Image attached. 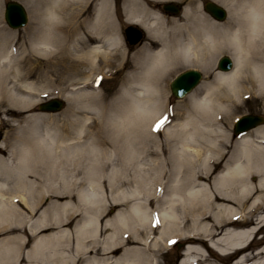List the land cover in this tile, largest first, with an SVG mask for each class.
<instances>
[{"label":"bare ground","instance_id":"bare-ground-1","mask_svg":"<svg viewBox=\"0 0 264 264\" xmlns=\"http://www.w3.org/2000/svg\"><path fill=\"white\" fill-rule=\"evenodd\" d=\"M25 1L32 18L24 39L19 41L13 32L5 31L0 25V61L5 66L18 65L12 76L16 83L7 87L6 82L11 81L9 74L0 78V93L9 105L18 106L24 89L33 90L26 84H18L34 74L30 68H19L16 64L19 56L24 63L34 53L47 57L42 63L46 80L63 63L76 61L78 66L85 67L82 86L91 89L97 83L96 78L107 76L114 60L123 54L109 0L96 3H93L96 0H43L42 7H37L35 0ZM126 1L128 20L148 28L154 41L138 50L118 94L110 102H103L92 89L76 92L75 96L66 98L70 106L62 123L53 117L34 116L32 124L17 126L0 143L1 152L12 146L11 158L0 154V228H8L0 238V264L13 262L14 258L9 257L12 247L15 246L16 253L20 245L22 233H12L25 220L22 205L25 203L32 209L31 203L41 200L44 191L65 195L66 199L51 202L40 218L29 225L32 235H37L31 250L34 264H84L85 261L116 264L129 252L131 264L145 261L153 264L159 248L176 239L185 241L179 264H220L232 257L235 260L230 264H264L261 255L264 244L255 253L248 251V241L258 224L264 223V130L257 128L241 135L234 142L231 156L218 160L223 157L228 141L225 127L240 98L264 94V39L250 42V29L237 31L243 23L237 9L245 0H217L228 11L223 22L199 15L189 24L168 21L144 0ZM249 2L259 4L260 0ZM42 14L55 20L42 23ZM147 19L151 21L149 25ZM46 25L50 26V32ZM232 36L236 39H231ZM165 48L173 54L178 50L179 53L163 69L153 93L146 73ZM223 52L231 56V68L226 71L217 68L210 82H203L175 110L167 113V77L181 65L206 69ZM61 72L68 73L66 69ZM234 77H238L234 87L224 83ZM70 83L71 89H79L78 84ZM122 95H126V101L115 103ZM194 96L210 100V110L195 111ZM90 106L105 109L103 122L97 111L89 110ZM4 112L10 114L12 110L6 108ZM80 113L86 115L81 117ZM164 116L166 123L154 131L156 121ZM41 127L52 128L49 136L40 134ZM89 155L95 156L94 164ZM145 156L144 166L140 167L143 172H138L139 177L127 179L122 170L131 167L136 157L143 160ZM137 162L140 166L141 160ZM216 169L219 174L206 188L200 180ZM253 173L260 176L254 190L250 176ZM104 175L109 190L115 192L110 199L106 198L109 205L123 201L130 204L116 210L104 221L102 229L96 211L104 208L105 201L94 189L101 187L99 178ZM28 177L38 182L33 190L27 185ZM11 181L14 185L8 189L7 182ZM85 183L87 192L82 188ZM130 186H133L131 190ZM158 188L162 191L158 192ZM82 189L89 197L83 207L84 220L73 222L72 230L65 228L38 236L37 231H42L48 222L57 226L68 218L76 207L71 201L73 194L77 192L81 201ZM251 197L244 217L241 209ZM259 208L263 214L259 211L254 225L242 227ZM232 216L240 219L233 220ZM210 218L212 222L208 221ZM102 232L107 233L102 235ZM69 241L73 243L71 246ZM179 243L176 241L174 246ZM200 246L206 248L207 255L202 254ZM119 247L122 251L114 255ZM151 248L154 251L146 254ZM136 253L141 254L139 258Z\"/></svg>","mask_w":264,"mask_h":264},{"label":"rangeland","instance_id":"rangeland-1","mask_svg":"<svg viewBox=\"0 0 264 264\" xmlns=\"http://www.w3.org/2000/svg\"><path fill=\"white\" fill-rule=\"evenodd\" d=\"M10 0H0V25H2L5 28V31H10L13 32L16 36L17 39L19 41H21L22 39L25 38L26 36V28L29 25L30 21H31V10L29 8V6L27 5L25 0H13V1H17L20 2L26 9L27 15H28V21L26 23V25H24L21 28L18 29H11L10 27H8V25L6 24V22L3 19V9H4V4ZM148 3V5L150 4L151 9H153L154 11H156L157 13H159L162 17L167 18L168 21H173L175 20V22L178 23H183V24H189L193 18H195L196 16H206L210 19L215 20L213 17H211L207 12L204 11L203 7H202V2L205 0H144ZM167 1H173L176 2L178 4H181L182 7V11L180 12L179 15L177 16H171L168 17L166 15H164L165 13L162 11L161 9V4ZM213 1L215 3H217L218 5L222 6L225 11H226V17L224 20H226L227 16H228V11L225 8V6H223L220 2H218L217 0H210ZM98 2V0L94 1L93 3ZM109 4H110V8H111V14H112V19L113 22L115 23V27L117 30V33L120 35L121 41H122V50H123V54L120 56V58L114 60V65L111 67L112 69L110 70V72L108 73V75L101 77L102 79L100 80L99 83H96L92 86V90H94L96 92L97 97H99L103 102H110L112 98H114L118 93L117 91L119 90L122 80L124 78V74L125 72L128 70V68L131 66V64L134 62V59L138 56V50L141 48V46H148V44L152 41H154V39L149 35V29L148 28H144L142 27L140 24H138V26L142 27L143 29H145V36L143 38V41L140 44H137L134 47H128L125 39H124V34H123V28L130 24H133L134 22H131L130 20H128L127 17V13H126V9L128 7L127 4H129L128 1L126 0H109ZM184 8L186 9L185 12L188 13L187 15H184ZM222 21H218L215 20L217 22H223ZM146 22L149 25L150 24V19H147ZM168 22L167 27L171 26V23ZM166 25V24H165ZM173 25V24H172ZM168 27V28H169ZM156 46V43H152V46ZM34 56H31V58L29 59V61L27 63H24L25 60H23L22 62V57L19 56V61L16 64H19V68L21 70L25 69V68H30L34 74L32 77L30 78H26V79H21L20 81H18V84H26L29 87H32L33 90H28V89H24L22 92V99L20 98V100L18 101V106H11L7 103L5 96L2 95L0 93V143L4 141L6 133L13 130L14 128H16L17 126L20 125H29L32 124L33 118L34 116H45L46 118L48 117H53L55 119V121H57L58 123H62L64 121L63 117L65 112L68 110L69 106H70V102H68L66 100V98L75 96L77 93L76 92H80L81 90H91L90 88H84L81 82L84 81V74L82 69L85 68L84 66H78L77 62L75 61L74 64L72 63H68L65 62L63 63L64 65H62L60 68H56L54 69V72L52 74H48L49 79L51 80H46V76L43 75L45 74L44 72V68H43V61L47 58V57H43L40 56L36 53H34ZM222 55H229L226 52L223 53H219L213 60V62L211 63V65L208 68H202V67H194V66H184L181 65L180 67H178L176 70H174L168 77H167V92H166V112L169 113V111L175 110V107L177 106V104L179 102H181L182 100H184L186 98V96L189 94H186L184 97L182 98H174L171 95L170 89H169V83L170 81L173 79V77L178 74L180 71L184 70V69H188V68H195L197 70H199L202 73V77L200 82L198 83V85L192 90L194 91L198 86H200L203 82H210L212 79V75L217 72L216 70V60L219 56ZM230 56V55H229ZM231 57V56H230ZM76 60H79L76 57ZM124 62L125 65L123 64ZM13 63V62H11ZM14 64V63H13ZM18 65H11V66H5L2 65V61H0V78L3 77V75H7L9 74L11 81H7V87L13 85L14 80H12V76L14 75L16 68ZM66 69V71L68 73H62L61 71H64ZM8 76V77H9ZM94 78H96L94 76ZM74 82L75 85H77V87H79V89H71L73 88V85H70V82ZM90 81L87 80V82ZM46 82H50L52 84L50 85H46ZM81 83V84H80ZM46 85V86H43ZM44 89V90H42ZM191 91V92H192ZM29 92V93H28ZM190 92V93H191ZM46 93V95H45ZM51 97H58L61 98L64 101V107L56 112H47V113H40L38 111L37 105L38 103H40L41 101L47 100ZM28 103V104H27ZM238 105H236V109L233 111L232 113V117L230 119V122L228 123V125H226V130L228 132V141H226L224 149H223V157H219L218 160L220 161H224L225 159H227L229 156H231V153H233V146H234V142L237 138L239 137H233V123L235 121L236 118H238L241 115H245V114H259L264 116V94H254L252 96H244L240 98V101H238ZM27 104V105H25ZM23 105V106H22ZM6 108H11L12 112L10 114H6L4 111ZM14 108V109H13ZM17 109V110H16ZM18 111V112H17ZM39 112V113H37ZM87 115H90V112L86 113ZM85 113L82 114L80 113L79 116H83L86 115ZM89 121H91V119H89ZM257 128L263 129L264 130V123L260 124L252 129H250L248 132L253 131ZM49 130V131H48ZM48 131V133L46 134V132ZM52 128H42L40 129V134L42 136H49V134L51 133ZM14 132V131H13ZM246 132V133H248ZM245 133V134H246ZM84 134V132L82 133V135ZM252 138H254L252 136ZM256 139V138H254ZM89 140V139H88ZM156 140V139H155ZM11 142H13V139H10ZM264 145V143H262ZM4 149V148H2ZM82 147H80L79 150H81ZM4 152L0 151V154L6 158H11V150H12V146H8L7 149H4ZM82 153V151H81ZM90 161H93V164L96 161L95 156L91 157V155H89ZM142 158V156H141ZM141 160V165L138 166V162ZM146 161V156L145 158L142 159H138L137 157L135 158L134 162H131V167L122 170V172L124 174H126L125 176L127 177V179L131 180L133 179L134 176H138V172H143L142 169H140L141 166H144V162ZM113 162H117L116 160H114ZM133 170H136V172H133ZM219 174V170L216 169L213 172H210L208 174V177H202V181L203 183L206 184V188H209V184H212L213 180L216 179V175ZM252 177V183L253 185L251 186V189L254 190L255 185L257 180L259 179V175H257L256 173H253V176L250 175ZM139 177V176H138ZM41 179V177H40ZM100 183H101V187L100 188H95V192L98 195H102L104 198V208L102 210H99V212L96 211L97 215L99 216V221L102 229L104 227V221L108 218H111L112 215L114 214V212L118 209H124L126 208V203L127 206L128 204H130V202H120V203H114L111 206L109 205V200H106V198H109L112 196V194H115V192L111 193V191L109 190V187L107 185V180L104 176H100L99 178ZM26 181L28 182V186H30V188H32V190L34 189V186L38 185L37 180L34 177H28V180L26 179ZM8 184V189H11L12 186L14 185V181L11 182H7ZM133 186H130V190L132 189ZM82 188H85V191L87 189V183L82 185ZM83 189L81 190V192L83 191ZM126 189L128 191L129 187H126ZM87 192V191H86ZM92 192H90L91 194ZM256 194V193H254ZM254 194L252 195V197L254 196ZM252 197L246 202L244 209H241L242 214L245 212L247 214V212L249 211L250 208V201L252 199ZM68 198V197H67ZM66 199L65 195H52L50 193H48L47 191H44V195L42 196L41 200L39 199L38 201H33L31 203V205L33 204V208H29L25 203L22 205L21 211L24 214V219L23 221H21L18 225V227H16L15 232L12 234H16V233H22V237L20 238L21 240L18 241L15 239L16 243L18 241V243L20 242V245L17 248L16 253L15 251V246L13 245L12 247V255H10L9 257L12 256V258H14L13 262H11L10 264H34V262H36L35 259H33L34 257L31 255L32 252L31 250L33 249V243L34 240L36 238V234L32 235V232L30 230V224H32V222H34V220L39 219L40 218V213L42 212V210H45L48 205L51 202H61L64 201ZM73 205H76V207H74V211L68 216V218L66 220H63L61 223L57 224V226L55 224H51L48 222V225H45V228L42 231H37L39 232V235H47V234H51L52 232H57L61 229H65L67 228L68 230H72L74 223L73 222H81L82 220H84L85 215V208H83L85 205L81 203V201L79 200V197H77V192H75L73 194V198L71 199ZM226 203V202H225ZM154 207V206H152ZM264 208V203L262 204V209ZM260 208L259 210L256 211V215H254L252 217V219L248 222H245L242 227H248L250 225H254V222H256L255 218L260 214ZM93 211H89V213H91ZM237 212H239V209L237 210ZM262 212V211H261ZM94 213V212H93ZM244 213V214H245ZM240 213H238L239 215ZM242 214H240L239 216L242 217ZM245 214L244 217H246L247 215ZM263 214V212H262ZM222 215V214H221ZM243 219V218H242ZM209 222H212L211 218L208 220ZM241 222V221H240ZM99 224V226H100ZM261 224H258V226H260ZM0 238L3 237V233H5V231H7L8 228L2 229L0 228ZM36 231V230H35ZM34 231V232H35ZM36 232V233H37ZM107 233V232H106ZM106 233L102 232V235H105ZM157 235V232L155 233ZM72 241V240H71ZM69 241V245L71 246L73 243ZM175 241H180V245H176L174 246V244H169L168 246H162L159 248V251L157 252V254H154V263L153 264H179V262L182 260V251H183V243H185V241H183V239H176ZM249 249L248 251H252L253 253H255L263 244H264V224L255 232L254 236L248 241ZM207 246V245H206ZM153 248V247H152ZM150 249L146 252V254H151L154 249ZM200 248L202 249V254L207 255V251L206 248L203 246H200ZM116 253L115 254H120V252L122 251V247H119L116 249ZM145 253V252H144ZM215 257H217V255H215V253H213ZM32 257V258H31ZM79 258V256L77 257ZM40 259V258H39ZM213 259H215L213 257ZM235 260V257H232L231 259H229V261L224 262V263H220V264H230L233 263ZM141 264H147V261L141 263Z\"/></svg>","mask_w":264,"mask_h":264},{"label":"water","instance_id":"water-1","mask_svg":"<svg viewBox=\"0 0 264 264\" xmlns=\"http://www.w3.org/2000/svg\"><path fill=\"white\" fill-rule=\"evenodd\" d=\"M164 11L176 14L179 12V7L174 3H164L162 5ZM204 10L217 20H222L225 17V11L222 7L214 2L206 1L203 5ZM4 19L11 28H17L25 25L27 21L26 12L23 6L15 1H9L5 4L3 13ZM125 33L130 44H135L141 37V32L128 26ZM231 66V60L227 56H223L218 61V68L228 70ZM200 73L197 70H186L179 74L170 84L171 92L174 96L180 98L189 92L199 81ZM62 102L58 99H51L39 105L41 111L56 112L62 108ZM263 122V118L258 115H245L237 120L234 133L238 134L250 128L255 127Z\"/></svg>","mask_w":264,"mask_h":264},{"label":"snow or ice","instance_id":"snow-or-ice-1","mask_svg":"<svg viewBox=\"0 0 264 264\" xmlns=\"http://www.w3.org/2000/svg\"><path fill=\"white\" fill-rule=\"evenodd\" d=\"M42 2L43 0H35V3L37 5V7H42ZM46 19L48 21H52L55 20V17H52L51 15L46 16ZM46 30L47 31H51V28L49 25H46ZM246 31V30H245ZM240 33H238L239 35ZM231 39L235 40L236 36H232ZM256 39H264V28H262L260 30V34L257 35L255 33V31L251 32L250 35V42L251 41H255ZM165 53L167 55H165ZM179 53V50L177 51V54ZM177 54H173L171 52L168 51L167 48H165L164 50H162V53L159 54V58L151 65V67L149 68L148 72L146 73V75L149 76V83H150V90L155 93V85L156 82L159 78V76L162 74L163 69L166 67L167 64L171 63L172 59L174 58V55ZM102 78L97 77L96 78V82L99 83L100 80ZM238 79V77H234L231 80H226L224 83L229 84V86L234 87L235 86V80ZM46 95V93H45ZM126 101V95H122L121 97L118 98V100L115 103L118 104H122ZM210 105H211V101L210 100H204V99H199L197 96H194L192 98V107L195 111L197 112H206L208 110H210ZM90 111H97V115L99 116L100 120L103 122L104 121V113H105V109L104 108H99V110H97L96 107L94 106H90L89 107ZM167 121V116L161 117L159 120L156 121L153 130H159ZM105 130H107L108 125L104 126ZM241 175H244V173H241ZM158 192L162 191V189L158 188L157 189ZM81 197V203L82 204H86L89 201V197L87 195V193H81L80 194ZM242 203L244 202L243 200L241 201ZM255 214V211L253 212V215ZM124 215H127V213H124ZM233 220H239L240 217L237 216H232ZM156 223H158V221H155ZM127 232L124 233V236L127 237ZM176 241L175 240H169L168 243L174 244ZM132 253H125L119 261L116 262V264H131V261L129 260V256H131ZM141 254L140 253H136L137 258H139ZM261 255H264V252L261 253ZM84 264H95V262L92 261H85Z\"/></svg>","mask_w":264,"mask_h":264},{"label":"clouds","instance_id":"clouds-1","mask_svg":"<svg viewBox=\"0 0 264 264\" xmlns=\"http://www.w3.org/2000/svg\"><path fill=\"white\" fill-rule=\"evenodd\" d=\"M237 16L243 22L237 31H248L250 29L251 32L255 31L259 35L260 30L264 28V0H260L259 4L245 0V3L237 9ZM41 20L42 23H46V15L42 14Z\"/></svg>","mask_w":264,"mask_h":264}]
</instances>
